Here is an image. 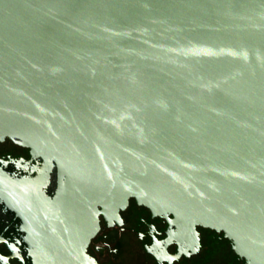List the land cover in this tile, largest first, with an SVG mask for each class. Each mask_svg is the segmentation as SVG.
<instances>
[{"label": "water", "instance_id": "1", "mask_svg": "<svg viewBox=\"0 0 264 264\" xmlns=\"http://www.w3.org/2000/svg\"><path fill=\"white\" fill-rule=\"evenodd\" d=\"M0 243L87 253L134 200L164 248L264 264V0H0ZM157 257V255H156Z\"/></svg>", "mask_w": 264, "mask_h": 264}, {"label": "flooded vegetation", "instance_id": "2", "mask_svg": "<svg viewBox=\"0 0 264 264\" xmlns=\"http://www.w3.org/2000/svg\"><path fill=\"white\" fill-rule=\"evenodd\" d=\"M8 155L25 157L24 149L6 140L0 143V159ZM121 223L105 227L91 241L87 253L98 264H243L221 233L196 227L198 242L194 251L177 256V245H166V220L152 216L132 199L119 213ZM157 255V257H156ZM0 264H20L0 243Z\"/></svg>", "mask_w": 264, "mask_h": 264}, {"label": "snow or ice", "instance_id": "3", "mask_svg": "<svg viewBox=\"0 0 264 264\" xmlns=\"http://www.w3.org/2000/svg\"><path fill=\"white\" fill-rule=\"evenodd\" d=\"M0 259H2V257H0Z\"/></svg>", "mask_w": 264, "mask_h": 264}]
</instances>
